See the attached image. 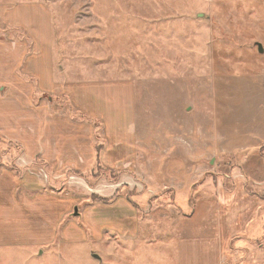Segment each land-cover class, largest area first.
I'll return each mask as SVG.
<instances>
[{"label": "rangeland", "instance_id": "1", "mask_svg": "<svg viewBox=\"0 0 264 264\" xmlns=\"http://www.w3.org/2000/svg\"><path fill=\"white\" fill-rule=\"evenodd\" d=\"M40 13L56 71L127 80L133 118L0 105V264H264V0H0V42L32 52Z\"/></svg>", "mask_w": 264, "mask_h": 264}, {"label": "crops", "instance_id": "2", "mask_svg": "<svg viewBox=\"0 0 264 264\" xmlns=\"http://www.w3.org/2000/svg\"><path fill=\"white\" fill-rule=\"evenodd\" d=\"M44 16V13L35 14L37 18L35 22L38 25H33L29 21V27L32 30L29 35L35 40L33 41L35 45L32 52H28L27 46L21 44L24 42H0V89L4 88L5 93L8 91L7 94L4 93L3 96H0V105H10L15 110H19L18 114H22L25 117L21 107L26 106L27 103L29 106H33L32 99L34 95L32 96V87L35 85L37 87L36 91L40 94V105H37L38 108L35 111L36 119L32 126L34 127L33 134H49L47 128L52 127V131H56L53 134H64L65 137L66 134H73V132L77 131L81 135H88V140L91 139L90 134H83L85 130L83 129L85 127L84 124H70L64 118H59L51 112L49 102L40 98L42 94L48 91L51 94L65 96L66 100L76 106V108L89 116L100 118L103 121L105 134L110 138V131L108 130L112 123L119 122L125 125L128 121H132L133 86L127 80L75 79L71 75V77H68L59 74L54 67L52 57V31ZM17 24L19 26L22 25L20 22ZM21 68L23 69L22 71ZM28 77L30 80H26ZM21 88H24V91L28 90V97H25V93H21ZM29 90H32L31 93ZM113 96H116V98L114 99ZM118 108L123 110L118 113ZM15 113L17 114V111ZM20 115H18V120L16 121L18 125L21 124ZM30 125L31 123L29 127ZM86 128L90 131L92 130L91 127ZM17 132L18 130L16 133L14 131V134H17ZM47 138L51 139L50 136ZM42 141L43 138L40 137L39 145ZM89 144L93 149L94 141L92 143L90 141ZM53 147L51 145L49 149L48 147L44 150L42 149V152L45 155L52 154L54 157L55 153L58 152Z\"/></svg>", "mask_w": 264, "mask_h": 264}, {"label": "trees", "instance_id": "3", "mask_svg": "<svg viewBox=\"0 0 264 264\" xmlns=\"http://www.w3.org/2000/svg\"><path fill=\"white\" fill-rule=\"evenodd\" d=\"M52 97V96H51ZM53 99V98H52ZM3 138V137H2ZM98 162V161H97ZM96 174H100V173H105V172H107V170H105L104 168H102L100 165H99V163H98V165L96 166ZM95 173V172H94ZM93 173V174H94ZM91 198H92V200H103V201H108L109 199L108 198H102V197H100V196H96V195H93V196H91Z\"/></svg>", "mask_w": 264, "mask_h": 264}, {"label": "water", "instance_id": "4", "mask_svg": "<svg viewBox=\"0 0 264 264\" xmlns=\"http://www.w3.org/2000/svg\"><path fill=\"white\" fill-rule=\"evenodd\" d=\"M255 44H256V46H257V50H258V52H262V51H263V49H262V45H261L259 42H256ZM73 215H78L77 207H74ZM93 256L96 257V258H98L97 255H94V254H93Z\"/></svg>", "mask_w": 264, "mask_h": 264}]
</instances>
